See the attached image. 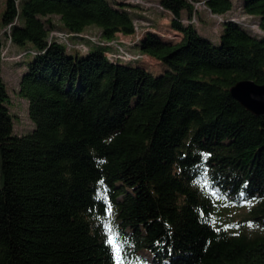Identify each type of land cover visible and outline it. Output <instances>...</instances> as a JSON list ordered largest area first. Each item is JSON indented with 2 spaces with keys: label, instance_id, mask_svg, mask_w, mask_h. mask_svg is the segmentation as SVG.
<instances>
[{
  "label": "trees",
  "instance_id": "trees-1",
  "mask_svg": "<svg viewBox=\"0 0 264 264\" xmlns=\"http://www.w3.org/2000/svg\"><path fill=\"white\" fill-rule=\"evenodd\" d=\"M158 1L179 39L149 30L137 40L135 52L164 66L154 73L107 55L118 32L136 31L130 2L5 0L0 264H114L101 219L130 234L127 264H264V114L230 93L240 79L264 83V34L224 19L216 43L191 21V0ZM204 3L219 15L234 7ZM241 9L264 31V0H242ZM90 25L100 36L85 40L87 51L48 40L53 29ZM7 40L24 49L18 93L33 122L24 133L2 76ZM217 177L215 191L204 185ZM105 196L114 218L99 210ZM229 204L242 213H226Z\"/></svg>",
  "mask_w": 264,
  "mask_h": 264
},
{
  "label": "rangeland",
  "instance_id": "rangeland-1",
  "mask_svg": "<svg viewBox=\"0 0 264 264\" xmlns=\"http://www.w3.org/2000/svg\"><path fill=\"white\" fill-rule=\"evenodd\" d=\"M125 1L130 2L132 6H134V9H136L137 14L141 17L137 19L138 25L136 26V31L134 33L126 35L118 32L116 34V38L110 42H106L107 44L116 46L115 51H109L107 55L113 60L118 58L127 62L129 60H140V64L144 67L154 73H158L164 68L159 60L145 53L135 52L133 49L135 48L134 46L140 36L149 30L157 32L164 38L174 40L179 39L178 32L171 26L173 13L162 9L158 0ZM191 1L194 4V16L191 21L200 29L201 32H204L203 35L216 43L219 42V36L223 27L222 22L224 19L237 20L251 32L258 35L264 34V31H262L258 26L257 17L242 12V0H233V9L224 15L212 13L205 5V0ZM4 9L5 0H0V21L2 19ZM185 16L187 15L185 14ZM53 18L61 27L62 25L59 16L54 15ZM99 36V28L95 25H90L86 27L83 32L64 31L60 28L53 29L48 34V40H57L65 43L68 47L81 48L82 50L87 51V46L84 44L86 42L85 40L95 39V41H97ZM6 42V44L9 45L8 53V45L5 49H1V53L4 52L5 54L1 64L2 76L6 82L10 95L9 108L14 114V129L17 133H24L33 127V122L28 111V101L18 93L20 76L26 68L24 59L22 58L24 55V49L10 43L8 40ZM228 207L229 210L228 212L225 211L226 213L234 216H239L242 213V208L237 207L234 204H229Z\"/></svg>",
  "mask_w": 264,
  "mask_h": 264
},
{
  "label": "snow or ice",
  "instance_id": "snow-or-ice-1",
  "mask_svg": "<svg viewBox=\"0 0 264 264\" xmlns=\"http://www.w3.org/2000/svg\"><path fill=\"white\" fill-rule=\"evenodd\" d=\"M210 155H211L210 153H204L203 154L204 160L207 161ZM203 171L206 173L209 172V167L207 163L204 165ZM212 175H215V173L213 172ZM203 183L205 186H207L209 183H213L214 186L210 190L215 191L216 190L215 184L221 183V181L217 177L214 181L205 179ZM99 199L101 201V207L99 210L104 215L114 218L116 216V213L110 202V198H107L105 196V197H100ZM244 202L248 203V201H244ZM99 222L103 226L102 234H106V239L104 240V243L106 245H109L108 251H109L111 260L114 261V264H127V261L130 255H132L133 258L135 256V250L131 249L129 244L127 243V241L129 240L130 234L124 233L123 230H118L119 228L118 223L114 222L113 219H108V220L101 219ZM249 223H251V221H249ZM224 227L228 228L230 226L224 225ZM216 231H219V228H217ZM141 264H148L147 258H141Z\"/></svg>",
  "mask_w": 264,
  "mask_h": 264
},
{
  "label": "water",
  "instance_id": "water-1",
  "mask_svg": "<svg viewBox=\"0 0 264 264\" xmlns=\"http://www.w3.org/2000/svg\"><path fill=\"white\" fill-rule=\"evenodd\" d=\"M231 95L253 114H264V83L245 78L230 87Z\"/></svg>",
  "mask_w": 264,
  "mask_h": 264
}]
</instances>
